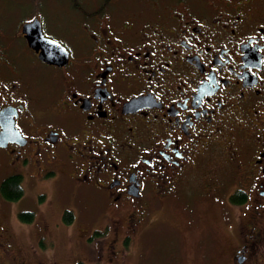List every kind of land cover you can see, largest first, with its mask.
<instances>
[{"label": "flooded vegetation", "instance_id": "obj_1", "mask_svg": "<svg viewBox=\"0 0 264 264\" xmlns=\"http://www.w3.org/2000/svg\"><path fill=\"white\" fill-rule=\"evenodd\" d=\"M28 24L66 63L39 57ZM11 122L0 174L62 177L100 210L94 236L125 242L164 201L209 200L228 263L264 264V0H0V132Z\"/></svg>", "mask_w": 264, "mask_h": 264}, {"label": "rangeland", "instance_id": "obj_2", "mask_svg": "<svg viewBox=\"0 0 264 264\" xmlns=\"http://www.w3.org/2000/svg\"><path fill=\"white\" fill-rule=\"evenodd\" d=\"M54 11L50 14L56 17ZM5 175L0 174V180ZM28 179L23 180L24 193L19 199L0 202V264H20L19 257L26 264H229L232 234L228 236L220 207L209 200L190 208L185 197H172L125 242H110L107 232L93 235L103 223L100 210L82 193L72 196L62 177L48 183ZM74 208L75 221L65 225L61 211L72 215ZM20 211H32L35 218L22 221ZM42 221L50 231L44 236L37 232ZM210 224L218 240L208 246L205 228ZM234 236L238 237L237 232Z\"/></svg>", "mask_w": 264, "mask_h": 264}, {"label": "water", "instance_id": "obj_3", "mask_svg": "<svg viewBox=\"0 0 264 264\" xmlns=\"http://www.w3.org/2000/svg\"><path fill=\"white\" fill-rule=\"evenodd\" d=\"M27 27H31L33 34L27 33ZM26 37L29 45H38L41 47L39 57L50 63L64 64L67 61V52L65 49L56 41L46 38L42 35L40 28L34 30L33 25L28 24L24 26ZM37 47V46H36ZM18 132L13 123H3V129L0 132V144L4 143L9 133Z\"/></svg>", "mask_w": 264, "mask_h": 264}, {"label": "trees", "instance_id": "obj_4", "mask_svg": "<svg viewBox=\"0 0 264 264\" xmlns=\"http://www.w3.org/2000/svg\"><path fill=\"white\" fill-rule=\"evenodd\" d=\"M24 193L22 186V177L19 174H9L0 180V194L4 199L15 201L19 199ZM42 197V196H41ZM18 217L25 222H31L34 218L32 211H20ZM65 222L71 221V214L66 210L62 216ZM72 264H82L76 261Z\"/></svg>", "mask_w": 264, "mask_h": 264}]
</instances>
